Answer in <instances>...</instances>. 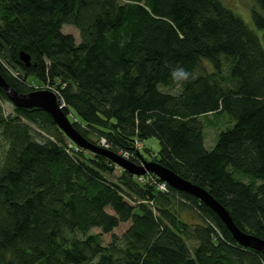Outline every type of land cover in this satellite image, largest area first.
I'll use <instances>...</instances> for the list:
<instances>
[{
	"label": "trees",
	"instance_id": "16d2710c",
	"mask_svg": "<svg viewBox=\"0 0 264 264\" xmlns=\"http://www.w3.org/2000/svg\"><path fill=\"white\" fill-rule=\"evenodd\" d=\"M251 2L264 31V0ZM176 66L197 78L174 86ZM0 74L19 93L56 90L82 137L104 138L136 165L134 143L155 137L152 160L264 240V48L220 0H0ZM12 111L0 107V264H264L193 196L158 190L153 175L138 182L41 109ZM222 114L207 148L204 118ZM184 209L197 221L181 220Z\"/></svg>",
	"mask_w": 264,
	"mask_h": 264
},
{
	"label": "water",
	"instance_id": "95a60500",
	"mask_svg": "<svg viewBox=\"0 0 264 264\" xmlns=\"http://www.w3.org/2000/svg\"><path fill=\"white\" fill-rule=\"evenodd\" d=\"M20 60L28 65V56L20 52ZM0 89L4 92L8 101L19 108H37L46 112L60 129L77 147L101 154L110 159L119 168L132 175L142 176L146 172L153 173L169 187L193 196L213 211L226 227L232 239L242 247L251 248L259 252L264 259V240L244 230L239 229L231 220L224 207L217 202L204 189L179 177L169 169L155 161H143V165H136L127 159L117 155L108 149L98 147L82 137L71 125L66 114L58 107L55 95L46 89H36L27 93H19L11 88L0 74Z\"/></svg>",
	"mask_w": 264,
	"mask_h": 264
},
{
	"label": "rangeland",
	"instance_id": "374dc122",
	"mask_svg": "<svg viewBox=\"0 0 264 264\" xmlns=\"http://www.w3.org/2000/svg\"><path fill=\"white\" fill-rule=\"evenodd\" d=\"M220 1L225 7L229 8L232 12L238 15L251 29L254 30L262 47L264 48V31L261 30L256 31L253 28L250 20L249 13H250V7L252 5L251 0H220ZM61 32L65 34H70L73 37L75 44L79 42L78 31L74 27L70 25H63L61 27ZM27 82L29 83V82H37V81L33 77H28ZM0 107L3 115L13 114L12 104L9 101L0 100ZM70 112L71 113H69L68 118L71 120L73 111L70 110ZM225 124H226V116L223 114L214 115V116L208 115L204 118L203 136H204V144L207 148H210L214 144L218 132L226 127ZM141 144L142 146L139 150L141 156L145 159V161L147 162L151 161L159 151L160 146L158 140L155 137H148L142 140ZM4 149H5V143L0 138V158L3 154ZM85 155L90 156L89 153H85ZM118 173H119V169L115 168L113 173L108 177L115 178L118 175ZM237 177L239 176L237 175ZM180 219L187 223H192L197 221V217L195 213L190 209H184L183 211H181ZM93 232L97 233L98 231L93 230ZM101 241L103 244H106L110 242V239L109 237H101Z\"/></svg>",
	"mask_w": 264,
	"mask_h": 264
},
{
	"label": "clouds",
	"instance_id": "9594fccd",
	"mask_svg": "<svg viewBox=\"0 0 264 264\" xmlns=\"http://www.w3.org/2000/svg\"><path fill=\"white\" fill-rule=\"evenodd\" d=\"M197 78V73L189 71L183 67L176 66L170 69L171 83L176 87H183L186 83H189Z\"/></svg>",
	"mask_w": 264,
	"mask_h": 264
},
{
	"label": "built area",
	"instance_id": "2783aa9c",
	"mask_svg": "<svg viewBox=\"0 0 264 264\" xmlns=\"http://www.w3.org/2000/svg\"><path fill=\"white\" fill-rule=\"evenodd\" d=\"M56 96H58V92L56 90H51ZM58 98V97H57ZM58 107L62 108L64 106L62 100H58ZM97 144L102 147V148H108V144L106 143L105 139L103 138H100L98 141H97ZM140 148V142L139 141H136L134 143V150L136 149H139ZM117 153L122 156L123 158L125 159H128L130 157V154L127 152V151H123V150H118ZM150 179H152L150 177ZM137 180L142 182L144 179L142 177H137ZM157 189L160 190V191H166V185L165 183L163 182H160V183H157Z\"/></svg>",
	"mask_w": 264,
	"mask_h": 264
}]
</instances>
